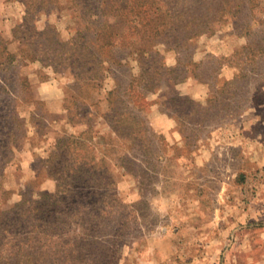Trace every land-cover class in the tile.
<instances>
[{
    "label": "rangeland",
    "instance_id": "1",
    "mask_svg": "<svg viewBox=\"0 0 264 264\" xmlns=\"http://www.w3.org/2000/svg\"><path fill=\"white\" fill-rule=\"evenodd\" d=\"M27 12L0 0V219L61 188L74 136L44 264H264V0Z\"/></svg>",
    "mask_w": 264,
    "mask_h": 264
},
{
    "label": "trees",
    "instance_id": "2",
    "mask_svg": "<svg viewBox=\"0 0 264 264\" xmlns=\"http://www.w3.org/2000/svg\"><path fill=\"white\" fill-rule=\"evenodd\" d=\"M25 4L27 13L37 14L43 10L47 5L48 0H21ZM46 31V30H45ZM44 30L41 31L40 35H46ZM47 32V31H46ZM75 48V46H74ZM37 58V57H36ZM97 57H95V62L98 63ZM76 137L62 139L57 141V149H60L61 155H69L61 160L65 163L60 167L59 174V186L61 182V188L53 192H44L41 194V200L35 202L31 208L20 211L19 204L15 206L14 209L9 213V215L1 217L0 227L3 231L2 237H6V244L8 245L9 252H7L6 257L1 258L3 264H19L20 262L24 264H44L43 260L46 258L44 254H47L52 248L56 249L55 243H45L41 242L37 246L39 241L35 237L42 233H47L55 225V221L61 214H67L68 212H73L77 208L78 194L75 193L76 186L79 185V180L75 181L71 179L75 173L78 172L79 164L74 160L73 162L68 161L70 159V154L75 151V146L73 145ZM59 145V146H58ZM84 182L88 181L87 178H78ZM72 180V181H71ZM71 181V183H69ZM79 182V183H78ZM83 182V183H84ZM84 205L87 207H92L95 205L96 200L90 196H84ZM83 199V198H82ZM95 208V207H94ZM22 209V208H21ZM93 209V207H92ZM31 211V212H30ZM58 211H60L58 213ZM27 212V213H26ZM63 212V213H62ZM65 212V213H64ZM61 213V214H60ZM30 218V220H28ZM15 228V229H14ZM17 228V230H16ZM17 236H13L15 233ZM9 233V235H8ZM12 234V236H11ZM48 235V234H47ZM15 237V238H12ZM34 238V239H33ZM43 247H46L45 249ZM39 255L35 250H40Z\"/></svg>",
    "mask_w": 264,
    "mask_h": 264
}]
</instances>
